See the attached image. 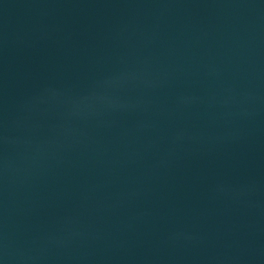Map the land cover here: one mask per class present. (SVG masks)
I'll return each mask as SVG.
<instances>
[{
  "label": "water",
  "instance_id": "95a60500",
  "mask_svg": "<svg viewBox=\"0 0 264 264\" xmlns=\"http://www.w3.org/2000/svg\"><path fill=\"white\" fill-rule=\"evenodd\" d=\"M0 264H264V0H0Z\"/></svg>",
  "mask_w": 264,
  "mask_h": 264
}]
</instances>
